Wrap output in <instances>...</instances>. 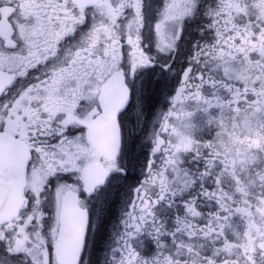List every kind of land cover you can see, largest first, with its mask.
<instances>
[{
	"label": "snow or ice",
	"instance_id": "6c2138e0",
	"mask_svg": "<svg viewBox=\"0 0 264 264\" xmlns=\"http://www.w3.org/2000/svg\"><path fill=\"white\" fill-rule=\"evenodd\" d=\"M0 264H264V0H0Z\"/></svg>",
	"mask_w": 264,
	"mask_h": 264
}]
</instances>
